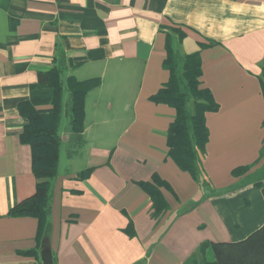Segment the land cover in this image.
Returning a JSON list of instances; mask_svg holds the SVG:
<instances>
[{
	"label": "crops",
	"instance_id": "crops-1",
	"mask_svg": "<svg viewBox=\"0 0 264 264\" xmlns=\"http://www.w3.org/2000/svg\"><path fill=\"white\" fill-rule=\"evenodd\" d=\"M175 29L182 54L200 53L201 85L219 105L206 115L205 188L168 156L175 108L151 98L170 78ZM60 50L66 108L72 78L93 86L81 132L63 113L50 229L39 235L37 217L10 214L37 186L20 106L53 108ZM263 69L264 0H0V264H43L47 247L53 264H184L204 244L260 229ZM158 178L168 209L155 214L143 185Z\"/></svg>",
	"mask_w": 264,
	"mask_h": 264
},
{
	"label": "trees",
	"instance_id": "trees-1",
	"mask_svg": "<svg viewBox=\"0 0 264 264\" xmlns=\"http://www.w3.org/2000/svg\"><path fill=\"white\" fill-rule=\"evenodd\" d=\"M175 30L179 43L175 46L172 37L167 36L164 60V67L169 70L170 78L151 98L154 102L168 104L175 108L176 119L168 135V156L180 169L189 172L205 188L210 184L203 167V158L209 140L206 115L217 111L219 105L212 92L201 85L200 53L182 54L180 42L186 33L179 29ZM210 44L214 42L211 41ZM66 58L60 50L58 64L54 71L56 84L59 87L53 108L36 110L29 106H20L21 113L29 120L22 134V140L32 146V163L37 186L35 194L14 207L10 214L37 217L39 235L48 234L50 229L48 219L52 209L53 181L58 174L61 144L59 126L63 113L66 110L70 113L72 130L77 133L81 132L84 118L83 98L87 90L93 86L92 84L78 85L72 78L70 80V100L66 108L62 100L63 87L59 80ZM261 84L264 94V69ZM261 159H264V142L258 161ZM245 170L246 167H240L236 169V172ZM155 183L156 185L145 183L143 188L153 199L155 214H158L166 211L168 205L160 190L165 181L158 178L155 179ZM207 251H213L214 259L207 258ZM252 253L262 255V262L252 257ZM246 257H248V263L245 262ZM184 264H264V225L246 239L238 242L204 244Z\"/></svg>",
	"mask_w": 264,
	"mask_h": 264
},
{
	"label": "rangeland",
	"instance_id": "rangeland-1",
	"mask_svg": "<svg viewBox=\"0 0 264 264\" xmlns=\"http://www.w3.org/2000/svg\"><path fill=\"white\" fill-rule=\"evenodd\" d=\"M68 121H69V117L67 115H65L63 124L65 125ZM64 125H63V127H64ZM251 255H252V257L256 258L257 261H261L262 262V255L256 254V253H252ZM206 256L210 260L214 259L213 251H207L206 252ZM248 257H246V260H245L246 263H248ZM200 262H202V260H200Z\"/></svg>",
	"mask_w": 264,
	"mask_h": 264
},
{
	"label": "water",
	"instance_id": "water-1",
	"mask_svg": "<svg viewBox=\"0 0 264 264\" xmlns=\"http://www.w3.org/2000/svg\"><path fill=\"white\" fill-rule=\"evenodd\" d=\"M41 259L43 264H52L53 263V253L52 249L47 247L41 251Z\"/></svg>",
	"mask_w": 264,
	"mask_h": 264
}]
</instances>
